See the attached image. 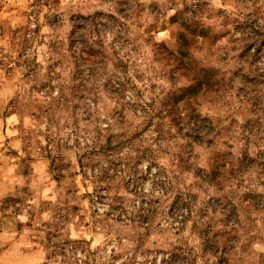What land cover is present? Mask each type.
I'll list each match as a JSON object with an SVG mask.
<instances>
[{
    "label": "rangeland",
    "instance_id": "374dc122",
    "mask_svg": "<svg viewBox=\"0 0 264 264\" xmlns=\"http://www.w3.org/2000/svg\"><path fill=\"white\" fill-rule=\"evenodd\" d=\"M0 264H264V0H0Z\"/></svg>",
    "mask_w": 264,
    "mask_h": 264
},
{
    "label": "trees",
    "instance_id": "16d2710c",
    "mask_svg": "<svg viewBox=\"0 0 264 264\" xmlns=\"http://www.w3.org/2000/svg\"><path fill=\"white\" fill-rule=\"evenodd\" d=\"M189 21L190 18H188L187 20L184 19L183 20V26L186 29H183L182 31L179 32L178 34V38H177V43H178V51H177V56L172 53L169 50H166L168 53V57L166 59V62L168 63V59L172 58V64H171V68L172 70L175 68V70L177 72H181L184 74H187L186 76H190L189 74H193V85L184 90V92H182V94L180 96H176L175 98V107L177 106L178 103L182 102L184 100L183 105L186 106V108H190L191 105H193L195 102H197L196 99H194V97L197 95H199L200 91L207 93L211 87H213V82L215 80L212 79L210 74H213V70H206L204 68H202L203 66L200 65L197 69L193 70V65L194 62L192 60V58H190L187 56V53L189 52L190 47L194 44L195 39H192V35L191 33L187 32V25H189ZM79 32L80 29L77 30V32H74L73 35V44L75 43L76 45V41H77V37H75V35L79 37ZM86 46H90L87 45ZM90 48H92L90 46ZM93 50H89L88 54L92 55ZM194 73H193V72ZM210 72L209 73H207ZM202 74V75H201ZM207 75V76H206ZM218 82V81H215ZM116 86H123L124 87V83L121 81H118L117 83H115ZM173 115V114H172ZM174 116V115H173ZM191 136V135H190ZM227 253V251L224 249V251H222L220 257H218V259L220 260V262H222L223 258H224V254ZM226 255V254H225Z\"/></svg>",
    "mask_w": 264,
    "mask_h": 264
}]
</instances>
